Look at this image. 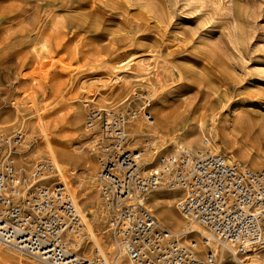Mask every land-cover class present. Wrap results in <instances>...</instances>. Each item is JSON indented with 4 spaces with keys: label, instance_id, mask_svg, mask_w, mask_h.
<instances>
[{
    "label": "rangeland",
    "instance_id": "rangeland-1",
    "mask_svg": "<svg viewBox=\"0 0 264 264\" xmlns=\"http://www.w3.org/2000/svg\"><path fill=\"white\" fill-rule=\"evenodd\" d=\"M42 2L0 0V134L20 130L36 138L28 167L50 156L59 172L57 151L64 149L80 157L78 176L90 169L96 178L95 154L82 126L83 99L114 109L140 108L148 100L151 146L143 127L132 140L147 148L149 159L182 146L262 166L264 0H56L52 9ZM113 66L120 67L119 81ZM69 178L76 185V175ZM90 184L66 185L84 224L77 251L95 257L105 238L112 248L105 258L112 263L120 251L96 180ZM158 191L145 204L159 221L172 231L189 226L174 208L177 193ZM84 192L91 205L83 203ZM160 193L170 201L156 202ZM96 216L101 234L90 238L84 228ZM0 247L10 253L0 250V264H44ZM120 259L130 264L124 254Z\"/></svg>",
    "mask_w": 264,
    "mask_h": 264
},
{
    "label": "built area",
    "instance_id": "built-area-1",
    "mask_svg": "<svg viewBox=\"0 0 264 264\" xmlns=\"http://www.w3.org/2000/svg\"><path fill=\"white\" fill-rule=\"evenodd\" d=\"M148 105L84 106L96 187L118 251L130 264H264V163L254 169L182 146L149 159L132 140L138 120L146 123L142 135L152 136ZM35 143L20 130L0 134V242L49 264H112L78 253L83 219L50 156L28 167ZM161 189L177 193L175 210L197 229L172 231L159 221L145 201Z\"/></svg>",
    "mask_w": 264,
    "mask_h": 264
},
{
    "label": "bare ground",
    "instance_id": "bare-ground-1",
    "mask_svg": "<svg viewBox=\"0 0 264 264\" xmlns=\"http://www.w3.org/2000/svg\"><path fill=\"white\" fill-rule=\"evenodd\" d=\"M44 2H42L41 4H45L46 6H49L48 9H52V6L55 4L56 0H43ZM12 10V9H11ZM39 32H42L41 29H39ZM45 33V32H44ZM53 34V33H52ZM42 35V34H41ZM53 39V38H52ZM41 41V40H40ZM144 59V58H143ZM42 60V59H41ZM120 63V62H118ZM124 63V62H123ZM121 64V63H120ZM119 64V65H120ZM112 65V64H110ZM127 66V63L125 64L124 68H126ZM123 67V66H122ZM128 67V66H127ZM120 67L118 66H113L112 67V74H113V78L114 80H117L119 81V79H121L122 77L119 75L118 76V70ZM117 70V71H116ZM124 71H126L124 69ZM145 71V70H144ZM132 72V71H131ZM107 73V72H106ZM109 75V74H108ZM112 78V79H113ZM81 82V81H80ZM100 83V82H99ZM82 88V87H81ZM152 89V88H151ZM82 90V89H81ZM153 92V90H152ZM86 98V97H85ZM87 100L91 103L93 102L92 99H83L82 100V103H83V106H86L88 103H87ZM99 108L101 109H105V105L104 104H100ZM142 127L143 125L141 123H138V122H135L134 125L132 126V129L134 130V134H140L139 132V129L140 131L142 130ZM151 128V127H150ZM149 127L147 128L148 130L150 129ZM143 133V132H142ZM141 133V134H142ZM205 140V139H203ZM207 141V140H206ZM202 143H205V141H203ZM175 144H178V143H175ZM180 144V142H179ZM178 144V145H179ZM207 144V143H206ZM177 145V146H178ZM136 147V146H135ZM176 147V146H175ZM51 148V147H50ZM51 151L53 152V149L51 148ZM57 156L60 160L59 162V166L61 168V171L59 170V178L61 181H63V183L65 185H68L69 187L73 185V187H81L83 185V188H88L89 184L91 182H93V180H95V176H93L94 174H92L91 170L90 169H85L83 170L82 172H80L81 174L78 176L74 170L75 168V165L78 164V162L81 161L80 157L73 151H70V150H64V149H61L59 151H57ZM148 155V154H147ZM52 159V158H51ZM53 160V159H52ZM74 175H76V178L77 180L75 181L76 182V185H74L75 183L71 182L70 181V178L69 177H73ZM91 185V184H90ZM82 188V187H81ZM157 192V191H156ZM159 192V191H158ZM161 195H158L157 198H155L154 200L156 202H167V201H170L169 198H167L163 193H160ZM83 203H87L88 205H91L92 203V200H91V197L87 195V192H84V196H83ZM151 201V200H150ZM169 204V203H168ZM76 205V204H75ZM87 205V206H88ZM81 206V205H80ZM77 207V206H76ZM165 212V209H160L158 211L159 215H163V213ZM95 215V214H94ZM99 218L96 216L95 219L93 221H91V228L89 229H85V232H86V235L90 238H93V232L96 231L95 235L96 234H101L100 231L102 230L101 228L98 227L99 225ZM191 227V229H197V226L194 224V223H191L189 225ZM93 233V234H92ZM99 240V238H98ZM103 242H101V248L98 249V255L99 256H102V257H107L106 255H108L109 253H111V246L108 244V240H106L105 238L102 240ZM79 240H77V244H78ZM1 243V242H0ZM0 250L4 253H7V254H10L7 250L3 249L2 247H0ZM123 253H118V255L116 256V258L114 259V261H112V264H125L124 261L122 259H120V257L122 256ZM44 264H49V263H46V262H43Z\"/></svg>",
    "mask_w": 264,
    "mask_h": 264
}]
</instances>
